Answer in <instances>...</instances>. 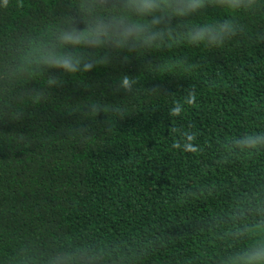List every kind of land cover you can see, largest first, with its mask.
Instances as JSON below:
<instances>
[{"label":"trees","instance_id":"obj_1","mask_svg":"<svg viewBox=\"0 0 264 264\" xmlns=\"http://www.w3.org/2000/svg\"><path fill=\"white\" fill-rule=\"evenodd\" d=\"M89 2L0 0V264H227L264 240V147L242 144L264 136V0L178 17L150 48L75 49L90 71L23 70ZM225 19L223 45L187 38Z\"/></svg>","mask_w":264,"mask_h":264},{"label":"clouds","instance_id":"obj_2","mask_svg":"<svg viewBox=\"0 0 264 264\" xmlns=\"http://www.w3.org/2000/svg\"><path fill=\"white\" fill-rule=\"evenodd\" d=\"M115 4L114 12L101 15L99 9ZM228 7L236 11L254 12L257 9L256 0H90L83 9L72 16L71 28H64L54 35L52 46L43 49V55L29 58L21 62V68L28 70L48 71L56 68L65 73L90 71L94 63L85 56L77 55L75 49L107 48L112 51H128L136 47L150 48L166 37V29L178 17L191 16L205 7ZM83 17H87V23ZM79 19L88 29V37L79 43L66 40L67 33L75 29L78 35L81 29L75 26ZM238 25L234 19H225L215 23L194 26L188 34V39L195 44L209 47H219L235 36ZM26 38L23 43L27 45ZM94 40H98L96 43ZM21 75V69L10 65L5 73L7 83L14 84ZM130 91L132 83L117 82V90ZM88 110L96 114L103 111L99 105H89ZM242 144L247 149L264 147V136L255 134L244 138ZM179 147V145H177ZM188 148V145H185ZM264 227V223H261ZM86 259V257H85ZM227 264H264V240L258 241L251 248L230 257Z\"/></svg>","mask_w":264,"mask_h":264}]
</instances>
